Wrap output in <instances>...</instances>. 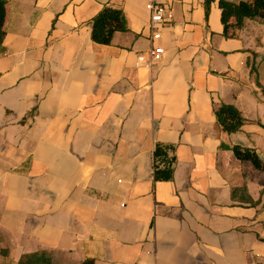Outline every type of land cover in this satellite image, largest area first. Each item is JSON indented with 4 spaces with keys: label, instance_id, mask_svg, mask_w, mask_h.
Here are the masks:
<instances>
[{
    "label": "crops",
    "instance_id": "1",
    "mask_svg": "<svg viewBox=\"0 0 264 264\" xmlns=\"http://www.w3.org/2000/svg\"><path fill=\"white\" fill-rule=\"evenodd\" d=\"M6 1L0 264L43 250L52 264H264V170L233 151L264 158V20L225 36L218 0L167 1L153 39L147 0ZM106 5L126 30L101 44ZM222 103L240 130L218 123ZM158 142L175 146L171 180L154 178Z\"/></svg>",
    "mask_w": 264,
    "mask_h": 264
},
{
    "label": "trees",
    "instance_id": "2",
    "mask_svg": "<svg viewBox=\"0 0 264 264\" xmlns=\"http://www.w3.org/2000/svg\"><path fill=\"white\" fill-rule=\"evenodd\" d=\"M213 0H206L207 7ZM221 9V21L224 26L225 36H234L235 32L244 28L247 19L264 20V0H218ZM6 0H0V47L5 37ZM92 39L101 44L111 43L116 31L126 30L123 12L119 8L104 6L91 20ZM218 123L227 132H236L241 129L246 119L238 107L231 103H222L216 108ZM264 127V123L259 122ZM235 155L241 160L251 161L256 168L264 170V158L254 148L233 146ZM175 146L158 142L153 152V171L155 180H171L174 176ZM245 187L235 189L233 195L246 192ZM254 203V202H253ZM21 264H52L49 252L43 250L23 256ZM80 264H95L94 259L87 258Z\"/></svg>",
    "mask_w": 264,
    "mask_h": 264
},
{
    "label": "built area",
    "instance_id": "3",
    "mask_svg": "<svg viewBox=\"0 0 264 264\" xmlns=\"http://www.w3.org/2000/svg\"><path fill=\"white\" fill-rule=\"evenodd\" d=\"M167 1H181V0H147L146 8L150 14L149 26L152 32L153 39H159L161 37V32L159 30V25L170 21L173 17L172 12L169 9ZM163 54V48L159 46H154L149 51L150 61L148 64H152L158 61ZM141 61H145V57L141 54L139 55Z\"/></svg>",
    "mask_w": 264,
    "mask_h": 264
}]
</instances>
